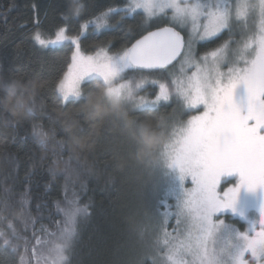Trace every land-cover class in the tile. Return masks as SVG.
Returning a JSON list of instances; mask_svg holds the SVG:
<instances>
[{"label": "snow or ice", "instance_id": "snow-or-ice-1", "mask_svg": "<svg viewBox=\"0 0 264 264\" xmlns=\"http://www.w3.org/2000/svg\"><path fill=\"white\" fill-rule=\"evenodd\" d=\"M87 8L84 0H60L62 23L49 30L47 12L42 18L40 5H31L34 43L70 46L62 77L43 82L52 85L54 101L67 107L96 79L109 96L140 110L169 102L180 116L166 123L147 184L156 219L137 264H264V0H113L73 33L67 22L82 19ZM137 16L141 33L130 47L112 52L97 42L85 49L87 29L113 30ZM206 45L214 46L201 53ZM14 62L0 50V78ZM149 89L154 100L141 95ZM46 120L51 116L26 122L33 136ZM10 163L12 171L0 174V264H72L80 223L91 216L87 184L59 183L49 210L45 196L58 180L51 163L44 193L35 190L32 167L17 189L18 160ZM242 189L259 192L255 218L243 222Z\"/></svg>", "mask_w": 264, "mask_h": 264}, {"label": "trees", "instance_id": "trees-1", "mask_svg": "<svg viewBox=\"0 0 264 264\" xmlns=\"http://www.w3.org/2000/svg\"><path fill=\"white\" fill-rule=\"evenodd\" d=\"M84 2L88 5L84 17L67 22L73 33L79 24L89 18L91 11L102 10L113 0ZM33 3L40 5L42 18L44 12H47V20L44 22L46 29L51 30L62 23L58 9L60 0H0V50L9 61H15L11 73H8L9 65L5 63L3 72L9 76L6 79L0 78V94L13 82L21 86V92L30 81L42 84L32 105L33 113L28 118L12 121L0 112V174L11 172L10 161L16 158L19 165L16 188H19L24 173L32 167L35 190L44 193V182L49 179L44 168L51 163L58 180L45 196L49 210L53 208L51 200L58 194L59 183L65 179L77 185L86 183L91 216L85 217L80 223L72 264H137L139 249L147 236L149 218L156 219L155 202H149L145 195L147 184L151 173L158 166V153L167 140L166 123L180 118L179 112L174 111L176 105L169 102H164L166 106L140 110L134 102L112 99L105 85L96 79L82 87L80 98L62 107L54 101L52 85L45 88L43 82H56L62 77L66 71V62L70 59V46L40 49L34 43L30 38L33 31ZM140 33L141 20L137 16L135 19L129 18L122 27L113 30L101 29L97 33L87 29L81 39L86 50L102 42L112 52H117L125 46L130 47ZM213 46L200 47L199 51L203 53L205 47ZM96 92L104 94L111 102L106 106L112 110L95 120H87L80 113V106L84 96ZM152 93L153 90L149 89L141 95L152 100L155 97ZM55 108L69 114L68 122L75 121L73 133L65 131L64 124L57 119ZM42 115H50L51 120L44 121L41 132L33 136L26 122L33 120L34 116ZM182 118L186 120L188 116ZM45 134L51 138L46 154L37 146V138ZM71 135L84 141L85 147L74 151L70 146ZM25 136L27 139L21 140ZM146 139L155 145L152 150L145 148ZM159 215L162 216L163 212ZM173 220L167 221L169 230Z\"/></svg>", "mask_w": 264, "mask_h": 264}, {"label": "clouds", "instance_id": "clouds-1", "mask_svg": "<svg viewBox=\"0 0 264 264\" xmlns=\"http://www.w3.org/2000/svg\"><path fill=\"white\" fill-rule=\"evenodd\" d=\"M19 85L15 82L10 83L2 90L0 94V112L6 114V116L12 121H19L28 118L33 113V103L42 88V84L39 81H30L29 84L24 87L23 92L20 91ZM110 101L104 96L102 92L89 93L83 98V102L80 106V113L87 120H95L97 117L106 114L110 110ZM54 112L57 119L64 124L65 131L69 134L73 133L76 126L75 121L68 122L70 117L67 112L61 111L59 108H55ZM51 138L45 134L44 137L37 138L38 148L46 154L47 146L50 143ZM70 146L74 151L80 150L85 147L84 141L77 138L74 135L70 136ZM145 148L152 150L155 145L150 143L147 139L144 141Z\"/></svg>", "mask_w": 264, "mask_h": 264}, {"label": "rangeland", "instance_id": "rangeland-1", "mask_svg": "<svg viewBox=\"0 0 264 264\" xmlns=\"http://www.w3.org/2000/svg\"><path fill=\"white\" fill-rule=\"evenodd\" d=\"M177 70H178V66H177ZM106 87V85H105ZM109 96V95H108ZM112 99H116L115 97L110 96ZM123 100H126L128 102H132L129 101L127 99L121 98ZM155 97L152 99L154 100ZM149 100V99H148ZM227 186V185H225ZM188 187H191V184H188ZM259 197V192L258 191H246V190H241L240 194H239V198H238V203H237V207L240 210V212L243 213V216L240 217V220L243 222L246 219H254L255 218V206H256V202L257 199ZM165 211H170V209H165ZM173 220V218L171 216H169L168 220ZM155 219H152L151 217L149 218V221L147 223V236L145 239V243H142L141 248L139 249L138 255L139 257L148 250L147 245L149 243L151 234H152V222H154ZM173 224H175V220H173ZM172 224V225H173Z\"/></svg>", "mask_w": 264, "mask_h": 264}, {"label": "water", "instance_id": "water-1", "mask_svg": "<svg viewBox=\"0 0 264 264\" xmlns=\"http://www.w3.org/2000/svg\"><path fill=\"white\" fill-rule=\"evenodd\" d=\"M145 34H146V33H145ZM138 39H139V38H138ZM134 42H135V41H134ZM134 42H133V43H134Z\"/></svg>", "mask_w": 264, "mask_h": 264}]
</instances>
